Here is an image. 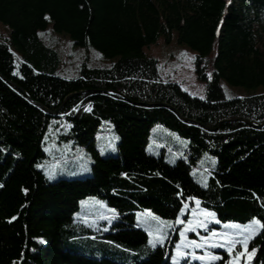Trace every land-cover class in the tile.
<instances>
[{"label": "trees", "instance_id": "1", "mask_svg": "<svg viewBox=\"0 0 264 264\" xmlns=\"http://www.w3.org/2000/svg\"><path fill=\"white\" fill-rule=\"evenodd\" d=\"M0 22L10 30L0 36V264H172V244L150 245L136 214L175 220L193 199L220 222L264 224V128L218 126L264 122V0H0ZM49 25L113 61L64 66L40 38ZM172 32L195 53L203 99L163 79L144 52ZM221 81L251 91L226 99ZM8 82L50 111L89 92L53 116ZM103 122L118 142L102 157L94 142ZM156 125L187 140L186 160L169 164L146 152ZM50 129L90 152L89 176L48 181L36 167ZM204 153L215 165L201 186L190 168ZM88 197L103 200L117 219L75 218ZM249 249L241 264H264V228Z\"/></svg>", "mask_w": 264, "mask_h": 264}, {"label": "rangeland", "instance_id": "2", "mask_svg": "<svg viewBox=\"0 0 264 264\" xmlns=\"http://www.w3.org/2000/svg\"><path fill=\"white\" fill-rule=\"evenodd\" d=\"M9 34L10 30L8 27L0 22V36L8 38ZM39 35L45 44L59 52L63 65L68 68L80 66L84 62L88 66H105L113 61L105 59L91 47L73 45L67 34L54 32L50 25L46 30L39 32ZM144 52L149 57L157 60L158 70L163 79L180 85L190 96L199 99H201V96L205 97V83L198 80L194 71L195 53L186 45L178 44L175 32H172L168 42L162 36L155 44L145 47ZM220 85L226 99H231L235 96H246L251 91L243 87L231 86L224 81H221ZM117 142L118 137L112 130L111 124L103 122L94 142L99 155L103 157L114 154ZM187 144L186 139L161 125H156L151 129L145 150L151 155L161 157L169 164H174L179 159H187ZM42 149L46 154V158L38 163L36 167L44 173L48 181L85 178L90 175L92 162L90 152L74 144L72 139L66 141L60 139L59 133L55 129H50L43 137ZM214 165L215 158L209 153H204L198 158L195 165L190 168V175L196 183L205 186ZM197 201L193 199L192 205L186 202L175 220H154L152 218L153 215H147L148 212L137 213L138 227L147 233L148 241L150 239L153 240L155 245L168 244V246H171L172 244L169 254V260L172 264H181L183 260L185 264H190L194 261L210 264L214 260L194 258L208 256H215L220 259L226 255L227 261L231 264H241L243 258L249 259L252 255L251 249H249V241L258 234L260 229L252 234V238L247 241V251H245L242 243H236L230 253L227 248L228 241L230 239L240 241L243 237L240 230L225 226L240 225L243 228V226L251 223L253 219L245 224L220 222L213 212L201 208L200 202L197 205ZM80 205V209L74 214L75 218H81L89 222L94 219H100L108 223H112L117 219L112 209L98 198L88 197L83 199ZM207 212L214 215L206 217L205 213ZM178 219L183 223H177ZM204 220L207 221L206 227H196L194 231L184 232V236H181V232L188 226L189 221L195 224ZM149 233H152V235ZM191 234L194 235V238H192ZM161 235L163 237L162 240L157 242V237ZM193 241L201 244L202 247H194L191 243ZM177 245H181L179 251L182 255L180 256H177ZM237 253H242L243 255L237 256Z\"/></svg>", "mask_w": 264, "mask_h": 264}, {"label": "snow or ice", "instance_id": "3", "mask_svg": "<svg viewBox=\"0 0 264 264\" xmlns=\"http://www.w3.org/2000/svg\"><path fill=\"white\" fill-rule=\"evenodd\" d=\"M209 78H211V74H209ZM201 99H203V96H201ZM85 110L89 111L90 109H85ZM196 203H197V205H199V201H197ZM112 211L115 212V210H112ZM147 215L148 216H152V214L150 212L147 213ZM213 215L214 214L210 213V212L205 213L206 217H212ZM152 218L154 220H158L159 219L158 217H154V216ZM177 223H183V222L178 219ZM206 224H207L206 220L198 221L195 224L192 221H189L188 226L184 229L183 232H181V236L182 237L184 236V232L194 231L196 227H206ZM225 227H232V228L240 230L241 235L243 237V239L240 240V241L231 240V239L228 241L227 248H228V251L231 253V251L233 250V247L235 246L236 243H242V245L245 247V251H247V241L252 238V234L256 233L259 229L264 228V224H261V222L259 220L254 218L251 221V223H249L248 225L243 226V228H241L240 225H226ZM149 234L152 235V233H149ZM245 234H247V235H245ZM162 238H163L162 235L158 236L157 237V242L161 241ZM191 243L196 248L202 247L201 244H198L195 241H193ZM149 244L152 245L153 247H155V244H154L153 240H151V239L149 240ZM213 246H217V245H213ZM180 248H181V245H177V249H178L177 256L182 255V253H180V251H179ZM240 255H243V254L242 253H237V256H240ZM194 258L201 259V260H204V259H209V260L219 259L218 257H215V256L194 257ZM174 261H175V258H174Z\"/></svg>", "mask_w": 264, "mask_h": 264}, {"label": "water", "instance_id": "4", "mask_svg": "<svg viewBox=\"0 0 264 264\" xmlns=\"http://www.w3.org/2000/svg\"><path fill=\"white\" fill-rule=\"evenodd\" d=\"M8 83H9L11 86H13L14 88L19 89V90L24 94L25 97H27L32 103H34L38 108H40L41 110H43L46 114L53 115V116H55V115H59L60 110L62 109L63 105L67 102L68 99H70L71 97H73V96H75V95L84 94V93H88V92H89L88 90H85V91H80V92H75V93H73V94H70V95H68V96L63 100V102L61 103V105H60L56 110H54V111H50L48 108H46V107L43 106L42 104H40V103H38V102H35V101L31 100V99L29 98V96L24 92V90L20 89L17 85H15V84L12 83V82H8ZM106 93H107L108 95H111V96H117V97H119V98H121V99H123V100H125V101H130L129 98H127L126 96H124L122 93H120V92L117 91V90H109V91H106ZM134 103H135V104H139V103H137V102H134ZM156 105H161V106L167 107V108H169V109H171V110L174 111V108H172V107L169 106V105H166V104H163V103L156 104ZM229 121H231V122H232V121H240V122L244 123L245 125H247V126H249V127H252V128H255V129H261V128H264V122H263L262 124L256 125V124H254V123H252V122H250V121L239 120V119H234V120H224V121L219 122V123H218V126H219L220 124L224 123V122H229ZM190 122H191V121H190ZM193 123H195V122H193ZM195 124H196V123H195ZM199 125L202 126L203 128H205L206 130H209V131H213V130H215L214 128H209V127H206V126H204V125H202V124H199Z\"/></svg>", "mask_w": 264, "mask_h": 264}, {"label": "bare ground", "instance_id": "5", "mask_svg": "<svg viewBox=\"0 0 264 264\" xmlns=\"http://www.w3.org/2000/svg\"><path fill=\"white\" fill-rule=\"evenodd\" d=\"M43 111V110H42Z\"/></svg>", "mask_w": 264, "mask_h": 264}]
</instances>
